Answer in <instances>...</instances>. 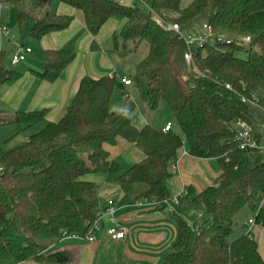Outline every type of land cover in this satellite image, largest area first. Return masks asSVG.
<instances>
[{
    "label": "trees",
    "instance_id": "16d2710c",
    "mask_svg": "<svg viewBox=\"0 0 264 264\" xmlns=\"http://www.w3.org/2000/svg\"><path fill=\"white\" fill-rule=\"evenodd\" d=\"M6 1L18 8L19 29L30 22L36 39L66 30L73 21L71 15L51 11L53 0ZM60 1L83 13L94 50L102 27L114 17L123 19L113 36L116 50L135 52L147 42L148 54L130 80L151 111L161 102L169 106L182 134L171 122L168 132L150 124L136 126V104L128 97L112 109L114 92L127 85L108 75L83 77L57 121L46 119V109L18 110L10 117L0 112V126L44 124L0 157V264L69 262L65 251L47 252L61 241L63 231L84 236L101 211L97 186L87 178L91 173L114 175L132 203L155 199L159 209H166L172 164L185 143L193 157L222 158V172L192 198L203 208L200 222L188 221L181 203L170 212L177 239L161 264H264L254 238L233 237L237 213L244 207L256 210L264 193V153L241 150L236 140L238 119L251 126L259 141L263 137L262 109L242 102L241 96H258L264 108V0H192L186 6L181 0H135L131 6L114 0ZM155 14L186 32H194L197 24L211 26L213 38L195 51L192 67L185 61V42L160 25ZM239 37L252 42L248 47L227 42ZM75 57L70 49L48 50L44 70L37 75L55 82ZM9 61L1 52L0 86L22 76ZM118 140L137 147L143 159L129 168L110 161L104 147ZM257 221L264 223V204Z\"/></svg>",
    "mask_w": 264,
    "mask_h": 264
},
{
    "label": "crops",
    "instance_id": "0c3cea01",
    "mask_svg": "<svg viewBox=\"0 0 264 264\" xmlns=\"http://www.w3.org/2000/svg\"><path fill=\"white\" fill-rule=\"evenodd\" d=\"M191 1L181 0L183 6L188 5ZM52 3L50 5L52 12L73 16V21L68 29L51 32L40 39L32 37L29 32L27 35L22 34L21 40L14 36L12 42L7 36L0 33V53L5 52L9 59L15 43H22L32 50L25 61L11 66L12 69L22 73V76L11 85L0 86V112L4 115L12 116L18 110L30 112L46 109L48 111L46 119L57 121L64 116L83 77L99 78L112 72L117 77L121 75L112 55H118L119 59H122L121 53L124 52L116 50L115 44H113V50L117 54H106L104 45L109 39L113 40L114 34L121 30L123 19L114 17L107 21L97 36L99 48L94 50L91 47L93 37L86 28L83 13L61 1L60 4L56 3L53 10ZM126 3L128 0H125ZM9 4L6 0H0V9L8 8ZM0 20L5 26L16 30L19 28L18 8L17 21L16 18L11 19L10 16L4 22L1 15ZM31 26L32 24L30 30ZM58 49L74 51L76 53L74 61L55 82L41 79L37 73H42L44 70L46 51ZM8 65H10L9 62ZM124 77L132 80L131 77ZM132 83L126 88L130 87ZM111 101L112 109H118L126 102V98L118 101L117 94L114 93ZM154 122V116H152L143 123V126ZM168 122L171 120L166 118L160 125L154 127L162 129ZM104 148L109 153V160L119 162L124 168H129L143 159L140 150L124 140H118L115 145L107 144ZM222 162V158L193 157L189 154L186 143L178 151L177 160L172 164L174 168L171 169L172 177L168 181V188L171 198L179 196L183 190L187 192V195L180 199V203L184 207V216L188 221L200 222L198 214L203 213V208L192 202V198L206 187L214 184L215 179L222 172ZM87 178L95 182L97 186L98 195L102 200L101 211L107 207L109 200L114 201L116 220L127 231L125 238L112 239L107 234L111 223L104 219L94 242L65 239L53 245L47 253L67 252L70 259L65 264H161L177 239V226L168 209L132 203L115 183V176L112 174L91 173ZM100 187L105 195L99 193ZM195 209L197 217L191 219ZM187 210L192 211V214L188 215ZM254 214L255 210L250 207H244L237 213L233 237L249 234L258 243V250L264 260V223L258 222L250 230V226L247 225ZM19 264L56 263L27 261Z\"/></svg>",
    "mask_w": 264,
    "mask_h": 264
},
{
    "label": "built area",
    "instance_id": "2783aa9c",
    "mask_svg": "<svg viewBox=\"0 0 264 264\" xmlns=\"http://www.w3.org/2000/svg\"><path fill=\"white\" fill-rule=\"evenodd\" d=\"M114 2L119 4V5H125V0H114ZM143 4H144V2H143ZM154 19L160 25H162V26L165 25L164 27L167 30H173L179 34L180 38L185 42V44L187 46V52L185 53L184 57H185V61H186L187 65L190 67H192L194 65L193 55H194L195 51L198 48L204 46L209 41H211L213 38L211 26L207 23L202 24V28L205 31V33H198V32L183 31V30H181V28L178 24H172V23H165L164 24V21L162 20V18L160 16H158L157 14L154 15ZM0 33L7 36L11 40V42L14 40V35L10 33L9 29L4 24H2L1 20H0ZM227 42L228 43L235 42L238 46L248 47L249 44L252 42V40L250 37H239L235 40H229ZM31 52H32V50L30 47H28L22 43H15L14 49H13L11 56H10V61H9L10 65L16 66L20 62L25 61ZM194 71H197V70L195 69ZM108 76L110 78L117 77L115 75V73H113V72L110 73ZM118 78L125 85H130L132 83L129 78H126L124 76H119ZM226 87L228 89L231 88L229 84H227ZM241 100L244 103H247V104L253 105L257 108L262 109V112L264 114V108H262L260 106L258 96L253 95V97L250 98V97L243 95V96H241ZM171 129H172V124L169 122L162 128V131L168 132ZM261 129L263 131V137L259 141L255 137L251 126L245 120L238 119L237 123H236V130H237L236 140L238 141L239 149H241V150L253 149V150H257V151L264 153V122L261 124ZM227 160L228 159L226 158V161ZM186 195H187V192L185 190H183L179 194V196L171 198V200L167 206L168 212H171V213L174 212L175 211V205L179 204L180 199L185 197ZM138 204L139 205H151V206H155V207L159 206V203L155 199H150V200L145 199L144 201H139ZM263 204H264V193L261 195V200H260V203H259L257 209L255 210L254 217L249 219V222L247 224L250 226L249 230L253 225L258 223L257 215L259 213V210L262 208ZM115 214H116V207H115L114 201L109 200L107 202V207L104 210L98 212L97 218L93 221L91 227L89 228V230L87 231V233L84 236H81L80 234H76V233H69L67 231H63L61 241L65 240V239H77V240H82V241H86L89 243L94 242L96 240V234L101 230V227H102L101 222L104 219L109 220V222L111 223V226L107 229V234L112 239H115V240L123 239V238H125L127 231L124 227H122L118 224ZM198 217H199V219L202 217L201 213L198 214Z\"/></svg>",
    "mask_w": 264,
    "mask_h": 264
},
{
    "label": "rangeland",
    "instance_id": "374dc122",
    "mask_svg": "<svg viewBox=\"0 0 264 264\" xmlns=\"http://www.w3.org/2000/svg\"><path fill=\"white\" fill-rule=\"evenodd\" d=\"M52 2H53L52 3V9L55 8L56 3L60 4L59 3L60 0H53ZM184 2H185V0H184ZM135 3L136 2L133 0H128V3H126V5L131 6V5H134ZM0 12H1V14H0L1 18L4 22H6L7 21L6 18L10 17V16H11V19L14 17V19L16 18V21H17V8L12 3L9 4L8 8H6L4 10L0 9ZM30 25H31L30 22L26 23L22 30H20L19 28H16V30L15 29L12 30V29H10L9 26H6V27H8L11 34L16 36L18 40H21L22 34H25V35L29 34ZM193 30H196L194 32L205 33L202 26L198 25V24L195 25ZM20 31H22L23 33H21ZM113 44H114V42L111 39H109V41H107L105 43L104 47L106 49L105 50L106 54H109V55L117 54L113 50ZM148 50H149L148 44L146 41H144L141 43V45L137 51L131 52V53H127V52L121 53L122 57H123L122 59H119L118 55H112V58L116 61L117 65H118V69L120 71L119 73L121 74L118 76L131 77L133 80V75L135 74L136 65L141 59H143L148 54ZM9 66L11 67V65H9ZM114 93L117 94V100L118 101H122V99H125L126 97H128L129 100L135 102L136 108H135V112H134V116H133V121H134L136 126H138V125L143 126V123H145L147 121V119L151 118L152 116H154V121H155L154 123L150 124L152 126H158V125H160L161 122H163V120H165L166 118H169L171 120V123L173 124V130L176 131L177 133L182 134L181 129L175 123L173 113H172L171 109L169 108V106L166 103L161 102L160 106L158 107V109L156 111H151L148 108V106L140 98L137 86H136L134 81L130 87H127L125 89V91L116 90ZM110 105H112V101H111ZM3 116L10 117V116L4 115V114L1 115V117H3ZM43 125H44L43 123H39L37 125L30 126V127H25L23 125H18L16 123L1 125L0 126V157L4 153H6L7 151H9V150H11V149H13L19 145L24 144L29 139V137L32 134L39 131L43 127ZM139 127H141V126H139ZM99 189H100L99 193H102L103 195H105L104 192L101 191V187ZM187 213H188V215H190V214H192V211L187 210ZM193 213L194 214H193V216H191V219H194L195 217H197L196 209L193 211ZM231 238H233V237L231 236L230 239Z\"/></svg>",
    "mask_w": 264,
    "mask_h": 264
}]
</instances>
